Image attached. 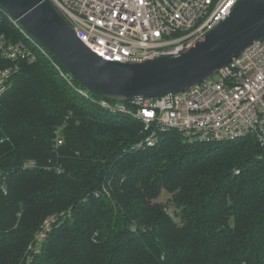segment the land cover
I'll return each instance as SVG.
<instances>
[{"label": "trees", "instance_id": "obj_1", "mask_svg": "<svg viewBox=\"0 0 264 264\" xmlns=\"http://www.w3.org/2000/svg\"><path fill=\"white\" fill-rule=\"evenodd\" d=\"M1 37L25 40L6 17ZM19 66L0 102V264H264L254 135L190 142L169 130L139 148L142 123L97 103L130 100L87 99L39 52Z\"/></svg>", "mask_w": 264, "mask_h": 264}, {"label": "built area", "instance_id": "obj_2", "mask_svg": "<svg viewBox=\"0 0 264 264\" xmlns=\"http://www.w3.org/2000/svg\"><path fill=\"white\" fill-rule=\"evenodd\" d=\"M97 55L116 62L137 63L178 55L203 40L232 12L239 0H49ZM8 18L25 40L0 38V102L19 70V61L34 60L37 52L53 61L74 86L73 76L52 59L49 49L31 35L0 4V20ZM77 91L92 100L89 89ZM123 102L97 101L112 112L142 123L139 148L155 146L160 135L177 130L190 142H227L252 134L264 148V36L218 70L213 77L175 94ZM57 145L63 143L61 129ZM56 217L45 220L37 234L42 241ZM38 252V251H37Z\"/></svg>", "mask_w": 264, "mask_h": 264}, {"label": "water", "instance_id": "obj_3", "mask_svg": "<svg viewBox=\"0 0 264 264\" xmlns=\"http://www.w3.org/2000/svg\"><path fill=\"white\" fill-rule=\"evenodd\" d=\"M0 4L87 89L117 101L185 90L213 77L264 36V0H239L195 46L178 55L122 63L93 52L49 0H0Z\"/></svg>", "mask_w": 264, "mask_h": 264}, {"label": "rangeland", "instance_id": "obj_4", "mask_svg": "<svg viewBox=\"0 0 264 264\" xmlns=\"http://www.w3.org/2000/svg\"><path fill=\"white\" fill-rule=\"evenodd\" d=\"M169 197H170V195H169L168 193L164 192V193L161 195V197H160V201H162V202H164V203H167V200H168ZM169 212H170L172 215H174V207H173V206L170 207Z\"/></svg>", "mask_w": 264, "mask_h": 264}]
</instances>
